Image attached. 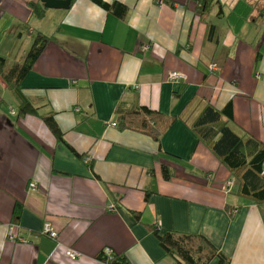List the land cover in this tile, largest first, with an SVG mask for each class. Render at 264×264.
<instances>
[{
  "label": "crops",
  "instance_id": "crops-1",
  "mask_svg": "<svg viewBox=\"0 0 264 264\" xmlns=\"http://www.w3.org/2000/svg\"><path fill=\"white\" fill-rule=\"evenodd\" d=\"M117 1L124 18L90 0L42 6L41 17L40 0H0L9 65L38 33L50 37L18 96L0 77V264H104L106 248L130 264H170L154 229L200 234L230 264H264L258 205L184 121L205 103L231 101L232 130L264 144V0H216L206 15L193 0ZM173 72L180 78L171 81ZM141 107L176 118L159 141L136 129ZM48 218L60 225L56 239L41 231Z\"/></svg>",
  "mask_w": 264,
  "mask_h": 264
},
{
  "label": "trees",
  "instance_id": "trees-1",
  "mask_svg": "<svg viewBox=\"0 0 264 264\" xmlns=\"http://www.w3.org/2000/svg\"><path fill=\"white\" fill-rule=\"evenodd\" d=\"M90 1L119 18H124L127 13L126 6L117 0ZM193 1L196 2L198 13L206 15L213 1L216 0ZM36 5L33 6V13L36 17H41L45 8L40 3H36ZM259 12L261 13L262 11ZM213 29L212 24L210 33H212ZM24 31L29 32L30 27L25 26ZM49 40L50 37L46 34L38 33L25 58L19 63L9 65L5 59L0 57V77L16 96L20 93L19 88L22 79L29 72ZM232 107L231 101H228L219 110L210 103H205L193 115V119L184 121L190 126L196 137L200 141L208 143L213 153L236 175L239 180L238 193L258 205L264 222V144L250 134H239L232 130L228 124L233 118ZM137 114L141 116L138 128L133 126L134 123L125 121V119L121 120V127L136 128L138 131L152 136L156 141H159L161 135L176 119L147 107H141ZM43 121L59 141L62 133L53 115L44 116ZM160 153L162 154L163 152ZM161 156L162 158L173 160L177 164H184L179 158L170 154H162ZM161 168L163 178L166 180L170 179V168L164 162L161 164ZM149 174L153 180V170ZM149 193L145 194L146 199L149 197ZM134 216L137 217V214L134 213ZM153 235L158 240L164 257L169 259L170 264H210L213 260H216L217 264L231 263L230 258L200 234L192 235L173 231L160 233V231L154 229ZM97 259L104 264H130L124 254H105L103 250L97 256Z\"/></svg>",
  "mask_w": 264,
  "mask_h": 264
},
{
  "label": "built area",
  "instance_id": "built-area-1",
  "mask_svg": "<svg viewBox=\"0 0 264 264\" xmlns=\"http://www.w3.org/2000/svg\"><path fill=\"white\" fill-rule=\"evenodd\" d=\"M147 48H148V46H146V45H142V46L140 47V50H141L142 52H144L145 50H147ZM210 70H211V71H216L217 68L215 67L214 64H212ZM178 78H180V75H178V74L175 73V72L171 73L170 76H169V79H170L171 81H175V80L178 79ZM112 125L114 126L115 124H112ZM231 185H232V182H229V183L227 184V186H231ZM59 228H60V225H59V224L55 223L52 219L48 218V219H46V220L44 221V223H43V227H42V230H41V231H42L43 234H45V235L48 236L49 238H51V239H56V238L58 237ZM7 236H8V239H9L10 241L17 240V236L14 234L12 228H10V229L8 230ZM104 251H105L106 254H111V250L108 249V248H106ZM65 253H66V255H67L69 258H71V259H73V260H74V259H77V258L79 257V254H78L77 252H75V251H73V250H70V249L66 250Z\"/></svg>",
  "mask_w": 264,
  "mask_h": 264
},
{
  "label": "water",
  "instance_id": "water-1",
  "mask_svg": "<svg viewBox=\"0 0 264 264\" xmlns=\"http://www.w3.org/2000/svg\"><path fill=\"white\" fill-rule=\"evenodd\" d=\"M40 2L47 9L66 10L69 8L71 0H40Z\"/></svg>",
  "mask_w": 264,
  "mask_h": 264
}]
</instances>
